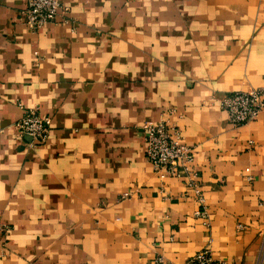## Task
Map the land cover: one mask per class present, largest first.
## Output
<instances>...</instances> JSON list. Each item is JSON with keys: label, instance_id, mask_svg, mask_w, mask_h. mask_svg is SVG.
<instances>
[{"label": "crops", "instance_id": "obj_1", "mask_svg": "<svg viewBox=\"0 0 264 264\" xmlns=\"http://www.w3.org/2000/svg\"><path fill=\"white\" fill-rule=\"evenodd\" d=\"M62 2L32 28L26 0H0V264H184L204 245L255 264L264 105L233 124L221 98L264 97V0ZM23 106L50 117L45 140L18 131ZM158 119L191 145L203 206L147 159Z\"/></svg>", "mask_w": 264, "mask_h": 264}, {"label": "built area", "instance_id": "obj_2", "mask_svg": "<svg viewBox=\"0 0 264 264\" xmlns=\"http://www.w3.org/2000/svg\"><path fill=\"white\" fill-rule=\"evenodd\" d=\"M63 6L62 0H26L22 7L25 22L32 28H38L48 21H53ZM221 104L227 111L233 124L254 118L264 105L261 87L239 89L222 96ZM50 117L42 114L34 106H23L22 114L16 119L20 133L28 134L31 140H45L49 131ZM145 154L152 168L163 179L169 175L182 177L191 188L196 200L203 206L204 194L193 165V150L182 138L177 124H170L165 119L146 120L143 124ZM197 212L203 214L205 207H199ZM10 228L8 221L0 218V234ZM264 251V231L255 264H260ZM152 264H173L166 262L163 254L152 257ZM184 264H223L215 258L207 245L197 249Z\"/></svg>", "mask_w": 264, "mask_h": 264}]
</instances>
